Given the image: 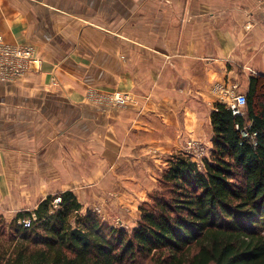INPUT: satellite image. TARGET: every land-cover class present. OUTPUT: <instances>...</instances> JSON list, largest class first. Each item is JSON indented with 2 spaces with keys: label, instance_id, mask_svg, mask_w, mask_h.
<instances>
[{
  "label": "crops",
  "instance_id": "crops-1",
  "mask_svg": "<svg viewBox=\"0 0 264 264\" xmlns=\"http://www.w3.org/2000/svg\"><path fill=\"white\" fill-rule=\"evenodd\" d=\"M258 3L0 0L6 43L44 60L41 74L0 85V182L22 176L31 196L70 190L85 207L116 195L127 204L109 198V207H138L165 158L188 142L213 149L211 116L227 104L216 86L247 87L264 57V27L245 28ZM93 91L138 104L99 107ZM103 209L107 220L116 213Z\"/></svg>",
  "mask_w": 264,
  "mask_h": 264
},
{
  "label": "trees",
  "instance_id": "trees-1",
  "mask_svg": "<svg viewBox=\"0 0 264 264\" xmlns=\"http://www.w3.org/2000/svg\"><path fill=\"white\" fill-rule=\"evenodd\" d=\"M262 78L250 79L244 117L216 104L212 159L203 169L185 155L171 159L165 192L141 206L132 232L79 215L78 198L63 192L39 205L30 228L6 230L0 214V264H264Z\"/></svg>",
  "mask_w": 264,
  "mask_h": 264
},
{
  "label": "rangeland",
  "instance_id": "rangeland-1",
  "mask_svg": "<svg viewBox=\"0 0 264 264\" xmlns=\"http://www.w3.org/2000/svg\"><path fill=\"white\" fill-rule=\"evenodd\" d=\"M258 5V12H253V16L249 18L247 23H245V28L248 31H251L255 29L256 27L260 26L261 28L264 27V0H259ZM0 85L3 84H18L19 82L23 81L25 78L28 77L29 74H41L44 69V60L39 56L37 50L31 46V45H13L6 43L4 37L2 34H0ZM5 50H22V51H28V55L26 58V52H23L22 57H19L16 54L10 55L7 59H4L1 55L3 51ZM4 59V60H3ZM28 64V68L25 73L21 74L20 70H24ZM258 68L256 70L251 71L254 77L262 76L264 77V57L260 55L259 62H258ZM257 71V72H256ZM53 74L50 75L52 78L51 84L49 85L50 88H58L60 86L58 80H57V74L56 70L53 69ZM255 73V74H254ZM264 79V78H262ZM240 86V87H239ZM236 85L232 87L231 89L224 90L221 86H216L215 92L221 94V97L223 99L224 103L229 109V105L233 103L234 97L238 94H245L247 95V92L249 90V86L247 87L245 85ZM48 87V86H47ZM90 96H92V100L89 101L93 103L96 106L104 107H115V108H125L128 105L131 104H138V100L134 98V96L130 93H124L121 91H113V92H99V91H93L89 93ZM91 98V97H90ZM222 102V101H221ZM245 114L242 116L244 117ZM252 140H254V136L251 137ZM213 149L210 151L208 148H205L202 143L194 141V142H188L184 148L178 149L177 151L173 152L169 157L165 158L164 161H162V164H164V171L163 173L157 176L158 180L155 182H148V192L145 198L140 199V203L137 206L132 205V208L130 211L127 212H119L122 211L121 209L126 210L127 208L124 205V208L118 207V209H115L114 207H109L112 205H116L117 203L113 204L108 201L109 198L117 200V202L122 201L123 203H126L121 196L115 197H106L103 198L100 204H93L91 206H84L88 205V202L86 204L81 202V198L77 197L73 191H63V192H72L77 198L80 204L82 205V210L80 211L79 215L86 214L87 212H91L94 215L98 216L103 221L107 222L110 225L120 227L125 229L128 232H132V230L138 225L139 220L141 219V206H143L146 203L151 202V196L156 193L160 192L161 188L163 190V187L161 185V178L163 177L164 172L169 168L170 160L174 157H178L180 155H185L189 157L192 161L198 164V167L203 169L204 168V162L206 160L212 159V153ZM26 166L20 165L19 169H25ZM10 174V173H9ZM16 176V175H10V177ZM22 176L19 178L15 177L13 180L8 179L5 182H0V214L4 217V222L7 224L5 229L8 230V226L13 225H19L24 226L25 228H30V226H27L26 222H32L36 219L35 210L39 207V205L46 200L49 196H57L60 195L61 191L54 190L55 192L50 194L41 193V195H38L37 192L40 193V190L35 191V196H31L28 189V180H21ZM10 181V182H9ZM85 187V186H84ZM86 188H89V186H86ZM9 191L19 192L18 197H11L13 195L10 194ZM57 191V192H56ZM162 192V191H161ZM163 192H165L163 190ZM91 199V197H89ZM61 202V198L58 197L53 201L54 209L58 208L59 203ZM102 204V205H101ZM108 208L109 210L113 209V218L107 220L108 216L104 213V209ZM112 211V210H111ZM26 212L31 213V217H20V214H25ZM130 212V213H128ZM136 214V215H135ZM112 216V213L110 214ZM126 215L127 224L122 219ZM138 216L139 220L138 222L131 227V219L133 217ZM133 220V219H132ZM135 221H133L134 223ZM71 225L73 227H76V218L73 217V220L71 221Z\"/></svg>",
  "mask_w": 264,
  "mask_h": 264
},
{
  "label": "built area",
  "instance_id": "built-area-1",
  "mask_svg": "<svg viewBox=\"0 0 264 264\" xmlns=\"http://www.w3.org/2000/svg\"><path fill=\"white\" fill-rule=\"evenodd\" d=\"M0 42H1V39H0ZM2 49H0L1 51ZM23 52H26V58L27 55H28V51H22V50H16V51H12V50H5L3 51L2 53V57L4 59H7L8 57H10V55H13V54H16L18 55L19 57H22L23 55ZM3 59V60H4ZM29 59V58H28ZM27 67L24 69V70H20V73L23 74L26 72L27 68H28V64L26 65ZM246 105H247V96L245 94H238L237 96L234 97V100H233V103L231 105H229L230 107V110L232 111L233 115L234 116H243L245 114V108H246ZM242 135L244 138H249V132L247 130H244L242 132ZM254 139V138H253ZM27 226H30L31 223L30 222H26L25 223Z\"/></svg>",
  "mask_w": 264,
  "mask_h": 264
}]
</instances>
